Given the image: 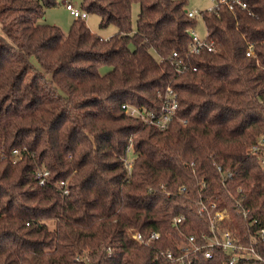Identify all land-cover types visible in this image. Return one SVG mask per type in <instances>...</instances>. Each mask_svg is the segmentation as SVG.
Wrapping results in <instances>:
<instances>
[{"label":"trees","instance_id":"obj_1","mask_svg":"<svg viewBox=\"0 0 264 264\" xmlns=\"http://www.w3.org/2000/svg\"><path fill=\"white\" fill-rule=\"evenodd\" d=\"M133 1L80 2L116 25L105 38L82 17L66 32L44 21L60 0H0V264H174L164 250L210 230L201 199L230 208L219 227L243 242L264 227V151L250 150L264 135V0L203 10L216 49L199 53L186 0H137L134 30ZM167 86L178 106L165 129L121 108L158 111ZM216 164L232 170L225 182ZM133 230L159 237L138 244ZM228 259L204 248L193 264Z\"/></svg>","mask_w":264,"mask_h":264},{"label":"built area","instance_id":"obj_2","mask_svg":"<svg viewBox=\"0 0 264 264\" xmlns=\"http://www.w3.org/2000/svg\"><path fill=\"white\" fill-rule=\"evenodd\" d=\"M212 4L206 8L207 11H217L221 6H226L228 9L233 10L236 6L245 7V0H210ZM65 8L74 17L86 18L87 11L81 9L79 6L67 1L65 2ZM205 10V9H203ZM203 10H187L188 16L196 17L197 15H203ZM191 38L189 41V51L191 53H199L201 50L213 51L216 49L213 41L206 36H200L195 32L193 28L190 29ZM251 53V48L247 50V54ZM176 55V52H173ZM177 69L182 71L185 68L184 62L175 61ZM181 64V65H180ZM194 68V67H193ZM178 106V94L171 87L167 86L163 94L162 103L158 111H154L146 108L142 104H134L130 102H123L121 108L124 112L130 116L140 118L147 123H152L160 129L168 127L173 115H175ZM252 152L264 151V135H261L254 145L250 147ZM17 153V150H15ZM18 157V156H16ZM20 157V156H19ZM18 157V158H19ZM124 163L127 170L130 171L132 158L124 159ZM260 166L264 168V158L261 156L259 160ZM217 170L222 174V182H225L226 178L232 176L231 169H224L220 164H216ZM47 171L38 170L36 181L40 184L43 183L44 177ZM62 185V182H59ZM204 186V181L201 182ZM178 190L184 192L186 190L185 185L179 186ZM242 188L238 187V191ZM63 191H67L66 188ZM199 210L205 212L209 217L210 230L208 233L202 232V243L196 241L194 236H185L184 241L176 242L174 250L166 249L162 254L174 264H193L197 260V254L202 252L204 248H221L225 253L229 255L228 264H235L242 259H264V227H260L256 231L250 234V241L243 242L239 236L238 231L235 228L219 227V223L224 220H232V212L229 207H217L216 202L206 203L204 200L199 201ZM235 212H242L246 214L247 209L243 207L241 198L236 199ZM183 217L182 214L174 217V222L177 223ZM159 237L158 231H153L148 238H145L143 234L138 230L131 232V238L138 244L149 245L153 239ZM205 258H211L212 252L210 250L203 252Z\"/></svg>","mask_w":264,"mask_h":264},{"label":"rangeland","instance_id":"obj_3","mask_svg":"<svg viewBox=\"0 0 264 264\" xmlns=\"http://www.w3.org/2000/svg\"><path fill=\"white\" fill-rule=\"evenodd\" d=\"M67 1L77 6H80V2L82 0H60L58 5L46 7L45 13L43 15V17L45 16V18L43 19L44 21L58 25L65 32L68 31L73 19L75 18L65 8V2ZM211 4L212 2L210 0H186V9L203 10L208 8ZM138 12H139V2L137 0H134L131 4V26L133 30L136 28V18L138 16ZM84 19L87 25L90 27V29L102 37L105 38L110 37L117 31V27L113 23H109L106 26L100 27L99 16L96 13H88L86 18ZM195 19H196V24L193 27V29L200 36H206L207 28L202 19V16L197 15ZM0 31H1V27H0ZM109 68H110L109 65H104L100 68V71L104 72ZM128 156L132 157V153L129 152Z\"/></svg>","mask_w":264,"mask_h":264}]
</instances>
